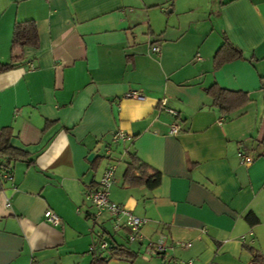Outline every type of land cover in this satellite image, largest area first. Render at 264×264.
<instances>
[{"label": "crops", "instance_id": "1", "mask_svg": "<svg viewBox=\"0 0 264 264\" xmlns=\"http://www.w3.org/2000/svg\"><path fill=\"white\" fill-rule=\"evenodd\" d=\"M28 20L39 44L12 53L14 26ZM225 38L243 58L216 69ZM14 57L19 66L0 74V141L5 133L29 156H0L10 168L0 167V264H93L105 232L135 254L110 249L107 264L264 254V0H0V62ZM212 85L249 101L226 117ZM118 132L127 140L115 142ZM132 155L161 172L159 186H125ZM112 163L110 198L148 220L142 243L86 198ZM160 236L166 255L151 246Z\"/></svg>", "mask_w": 264, "mask_h": 264}, {"label": "trees", "instance_id": "2", "mask_svg": "<svg viewBox=\"0 0 264 264\" xmlns=\"http://www.w3.org/2000/svg\"><path fill=\"white\" fill-rule=\"evenodd\" d=\"M38 44L39 35L35 21L28 20L24 22H17L15 24L12 40V53H15L20 49L23 50L25 47H37ZM240 58H243L242 51L238 49L228 38H225L223 44L215 55L214 65L216 69H219L223 65ZM20 63V57H14L10 63L0 62V74L18 67ZM207 93L212 99V105L219 108L226 117H230L234 112H236L249 101V97L246 93L226 90L218 87L217 85H212L209 87ZM0 156L8 158L7 164H10L12 162H17L19 160L28 158L29 153L13 147L8 136L3 133L2 139L0 141ZM6 166L7 165L4 163L0 164L1 168L4 167L5 172H9L10 168H7ZM9 174L11 173H7L6 175ZM161 179L162 175L160 171L143 162L137 155L131 156L125 173L124 184L126 187L133 188L144 186L149 189H155L161 183ZM98 186L99 185L93 186L91 188H96ZM247 219L252 224L258 223L259 221L254 214H248ZM106 235H108V232H105V235L103 236L104 239L99 242V245L94 251L98 257L95 259L93 264H107L111 258L103 256V254L106 251H109L110 248L104 251L100 249V245L103 241H105ZM247 248L252 255L251 264H264V254L260 250L254 247ZM111 252L113 257H135V254L124 246H118L117 248L111 250Z\"/></svg>", "mask_w": 264, "mask_h": 264}, {"label": "built area", "instance_id": "3", "mask_svg": "<svg viewBox=\"0 0 264 264\" xmlns=\"http://www.w3.org/2000/svg\"><path fill=\"white\" fill-rule=\"evenodd\" d=\"M154 51L159 52L160 47H154ZM129 96L137 99H143V95L138 92H133ZM163 103L165 104V100H163ZM169 112L176 114L173 111ZM180 129L181 128L179 125H175L172 128V133L177 134L180 132ZM120 140H127V136L123 132H118L114 136L115 142H119ZM240 157L243 163L248 165L252 163V159L248 155L242 153L240 154ZM116 170V163L109 164V166L104 172L103 178L99 186L96 188L89 189L86 194V198L95 206L97 210V217L108 213L115 229L126 230V238L129 243H142L145 240V236L142 230L143 227L148 223V220L146 218H142L135 215L127 207L113 202L110 198V189L115 181ZM45 216L51 224H61V219L53 211H48ZM151 244V246H153V248L159 255H166V253L170 249V247H168L167 245L165 236H160L156 242H152ZM181 246L188 248L191 246V244L181 243ZM109 248V244L106 241H103L100 245V249L103 251ZM95 249V247H92L91 251H95ZM189 264L192 263L190 262Z\"/></svg>", "mask_w": 264, "mask_h": 264}, {"label": "water", "instance_id": "4", "mask_svg": "<svg viewBox=\"0 0 264 264\" xmlns=\"http://www.w3.org/2000/svg\"><path fill=\"white\" fill-rule=\"evenodd\" d=\"M93 158H94V154L90 156V160H92ZM105 241L109 244L110 249L117 248L116 244L110 237H106Z\"/></svg>", "mask_w": 264, "mask_h": 264}]
</instances>
